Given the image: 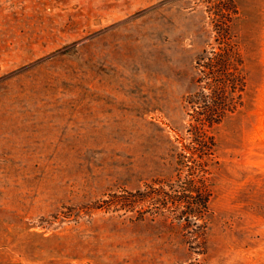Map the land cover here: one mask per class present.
Returning <instances> with one entry per match:
<instances>
[{
    "label": "rangeland",
    "instance_id": "1",
    "mask_svg": "<svg viewBox=\"0 0 264 264\" xmlns=\"http://www.w3.org/2000/svg\"><path fill=\"white\" fill-rule=\"evenodd\" d=\"M218 31L243 87L200 152ZM0 264H264V0H0Z\"/></svg>",
    "mask_w": 264,
    "mask_h": 264
},
{
    "label": "trees",
    "instance_id": "2",
    "mask_svg": "<svg viewBox=\"0 0 264 264\" xmlns=\"http://www.w3.org/2000/svg\"><path fill=\"white\" fill-rule=\"evenodd\" d=\"M215 41L221 47L217 51H204L197 60V83L200 85L192 107L198 117L191 134L194 136L193 142L199 145L200 152L211 138L208 135L210 129L219 124L228 113L236 110L243 87L241 56L234 37L226 31H218ZM203 154L199 153L201 157ZM180 167L186 165L181 164ZM200 210H206V206L203 205Z\"/></svg>",
    "mask_w": 264,
    "mask_h": 264
}]
</instances>
